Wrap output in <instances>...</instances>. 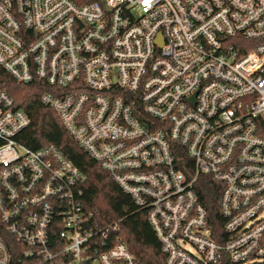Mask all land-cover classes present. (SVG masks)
<instances>
[{"label": "built area", "instance_id": "2783aa9c", "mask_svg": "<svg viewBox=\"0 0 264 264\" xmlns=\"http://www.w3.org/2000/svg\"><path fill=\"white\" fill-rule=\"evenodd\" d=\"M0 67L53 89L41 102L147 211L165 264H264V0H0ZM30 123L0 91V264H136L84 209L87 177L20 143Z\"/></svg>", "mask_w": 264, "mask_h": 264}, {"label": "trees", "instance_id": "16d2710c", "mask_svg": "<svg viewBox=\"0 0 264 264\" xmlns=\"http://www.w3.org/2000/svg\"><path fill=\"white\" fill-rule=\"evenodd\" d=\"M73 1L83 5L92 0ZM0 91L7 92L15 106L30 118V126L19 136L20 143L32 150L55 145L87 177L83 207L100 226L117 224L118 230L112 232L113 243L121 241L126 244L136 264H165L161 244L148 221L147 211L135 205L132 198L69 135L56 112L41 102L42 95L53 92V89L41 81L20 84L0 67ZM197 190L209 213L213 237L219 242V236H224V221L218 207L220 187L202 178Z\"/></svg>", "mask_w": 264, "mask_h": 264}, {"label": "rangeland", "instance_id": "374dc122", "mask_svg": "<svg viewBox=\"0 0 264 264\" xmlns=\"http://www.w3.org/2000/svg\"><path fill=\"white\" fill-rule=\"evenodd\" d=\"M186 249H188V250H191V248H190V247H188V246H186Z\"/></svg>", "mask_w": 264, "mask_h": 264}, {"label": "snow or ice", "instance_id": "6c2138e0", "mask_svg": "<svg viewBox=\"0 0 264 264\" xmlns=\"http://www.w3.org/2000/svg\"><path fill=\"white\" fill-rule=\"evenodd\" d=\"M146 2H147V0H146Z\"/></svg>", "mask_w": 264, "mask_h": 264}]
</instances>
